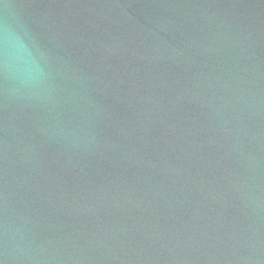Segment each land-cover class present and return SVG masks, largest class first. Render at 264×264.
<instances>
[{"label":"water","instance_id":"water-1","mask_svg":"<svg viewBox=\"0 0 264 264\" xmlns=\"http://www.w3.org/2000/svg\"><path fill=\"white\" fill-rule=\"evenodd\" d=\"M0 264H264V0H0Z\"/></svg>","mask_w":264,"mask_h":264},{"label":"clouds","instance_id":"clouds-1","mask_svg":"<svg viewBox=\"0 0 264 264\" xmlns=\"http://www.w3.org/2000/svg\"><path fill=\"white\" fill-rule=\"evenodd\" d=\"M15 71L22 79L31 78L33 70L22 48L18 49L15 54Z\"/></svg>","mask_w":264,"mask_h":264}]
</instances>
